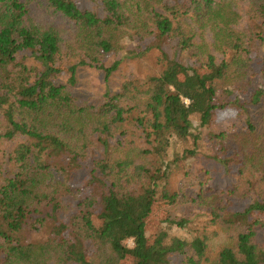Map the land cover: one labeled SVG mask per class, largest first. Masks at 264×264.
Here are the masks:
<instances>
[{
  "label": "trees",
  "instance_id": "obj_1",
  "mask_svg": "<svg viewBox=\"0 0 264 264\" xmlns=\"http://www.w3.org/2000/svg\"><path fill=\"white\" fill-rule=\"evenodd\" d=\"M0 264H264V0H0Z\"/></svg>",
  "mask_w": 264,
  "mask_h": 264
},
{
  "label": "rangeland",
  "instance_id": "obj_2",
  "mask_svg": "<svg viewBox=\"0 0 264 264\" xmlns=\"http://www.w3.org/2000/svg\"><path fill=\"white\" fill-rule=\"evenodd\" d=\"M89 73H94V72H89ZM86 78H89L92 82L97 83V84H103L105 82V79H104L102 73L88 74V75H86ZM109 82H110L111 86H117L118 80H117L116 76H113L109 80ZM219 126L220 125L218 124V125L210 128L209 130H211V129L217 130L219 128ZM223 172L224 171H222V170H217V173L213 176V180L210 182V186H213V187H229L233 184V175L229 174L226 177V176H224ZM82 177H83L82 173H80L79 175L77 174V180H78V178H82ZM111 213H114V212L110 210V214ZM166 218L174 219V216L168 215V216H166ZM155 224H162L161 219H157V221H155ZM155 229H156V227H155ZM132 244H133L132 240L127 241L128 246H132Z\"/></svg>",
  "mask_w": 264,
  "mask_h": 264
}]
</instances>
